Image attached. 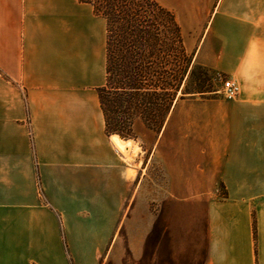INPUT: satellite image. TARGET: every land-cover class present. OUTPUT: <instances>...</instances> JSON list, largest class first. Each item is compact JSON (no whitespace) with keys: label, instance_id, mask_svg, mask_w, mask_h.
<instances>
[{"label":"crops","instance_id":"crops-1","mask_svg":"<svg viewBox=\"0 0 264 264\" xmlns=\"http://www.w3.org/2000/svg\"><path fill=\"white\" fill-rule=\"evenodd\" d=\"M156 1L192 65L241 94L177 98L126 158L98 92L106 21L79 0H0V264H145L163 246L172 264H264V0Z\"/></svg>","mask_w":264,"mask_h":264},{"label":"trees","instance_id":"trees-1","mask_svg":"<svg viewBox=\"0 0 264 264\" xmlns=\"http://www.w3.org/2000/svg\"><path fill=\"white\" fill-rule=\"evenodd\" d=\"M79 1L93 6L95 14L107 23V80L106 85L98 90L106 133L130 137V133L124 135L110 114L119 111L123 99H129L132 105L137 96H143L141 92L149 103L157 106L153 97L158 93L152 89L149 80L152 59L170 52L176 63L186 57L180 28L173 13L154 0ZM176 66L174 84H169V88L161 87L168 91L165 96L170 102L175 99L184 78V66Z\"/></svg>","mask_w":264,"mask_h":264},{"label":"rangeland","instance_id":"rangeland-1","mask_svg":"<svg viewBox=\"0 0 264 264\" xmlns=\"http://www.w3.org/2000/svg\"><path fill=\"white\" fill-rule=\"evenodd\" d=\"M159 5L161 4L159 3ZM94 14H95V11H94ZM179 28L181 31L182 42H183L184 50L186 53V57L183 58L180 61V63H176L173 53L170 52L164 57H161V58L154 57L152 59L153 64L150 67L151 76L149 80L151 81L153 85L152 89L156 90V92L158 93L157 95H159V97H157V95L153 97L157 102V106L155 107L154 105L149 103L148 100L145 99L146 96L142 92L140 94H143V96L141 95L137 96L136 99L132 101L133 102L132 105L130 104L129 99H125V100L123 99L122 105L119 108V111L117 113H111L110 117L113 122L115 121H116L115 123L118 122V127H120V129L123 130L124 135H127L130 133L131 136L124 138L119 134H110L109 135L110 137H112L113 135H117L125 141H128V140H131L133 142L135 141L136 143L135 142L134 143L137 144V146L142 147V148L151 147L153 145L155 138L157 137V134L159 133L163 124L165 123L164 122L165 118L172 104V102H170V100L168 101L167 97L165 96L168 91H163L162 88L164 87L169 88L171 87L169 86V84H174L173 75L175 74L174 71L177 69L176 65L184 66L185 72L183 73L184 78L181 81L180 88L177 91L176 97L173 101L177 100V98L194 97V96L196 97L197 96H207V97L228 99L224 95V85L227 81H233V80L228 79L224 75L214 74L202 67L192 65V58L191 56H189V54L187 53L185 49L182 30L180 26ZM106 66H107V60H106ZM154 70L156 71L154 72ZM106 80H107V73H106ZM105 85H106V81H105L104 86ZM149 94H152V92ZM240 94H241V89H240ZM239 96L237 98H239ZM229 100H234V99H229ZM156 166L157 165H155V167ZM157 189H158V192L164 191L161 188H157ZM218 190H219L218 193L215 196H213V199H218L221 196L222 197L227 196V191L225 190L223 186H220ZM152 210L159 216L158 220H161L160 218L161 212H162L161 203L160 202L154 203L152 205ZM158 225L160 224L158 223ZM254 229H255L254 232H255V239H256V224H255ZM153 234H155V236L157 235L156 232H154ZM148 242L149 243L147 246L150 245V240ZM147 254L152 255L151 257L153 261L150 262L149 260H146L145 264H172L170 263L171 261L168 256V251H167L166 246H163L162 249L155 256H154V251L150 253V251L147 250Z\"/></svg>","mask_w":264,"mask_h":264},{"label":"bare ground","instance_id":"bare-ground-1","mask_svg":"<svg viewBox=\"0 0 264 264\" xmlns=\"http://www.w3.org/2000/svg\"><path fill=\"white\" fill-rule=\"evenodd\" d=\"M111 140L115 149L126 158L133 157L140 150L137 144H135L133 141H125L117 135H113Z\"/></svg>","mask_w":264,"mask_h":264},{"label":"built area","instance_id":"built-area-1","mask_svg":"<svg viewBox=\"0 0 264 264\" xmlns=\"http://www.w3.org/2000/svg\"><path fill=\"white\" fill-rule=\"evenodd\" d=\"M240 94L239 86L233 81H227L224 85V95L228 99H236Z\"/></svg>","mask_w":264,"mask_h":264}]
</instances>
